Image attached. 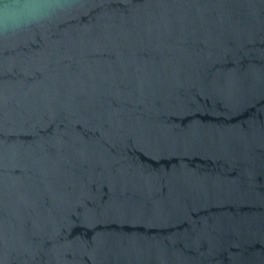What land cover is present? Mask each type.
<instances>
[{"label":"water","instance_id":"obj_1","mask_svg":"<svg viewBox=\"0 0 264 264\" xmlns=\"http://www.w3.org/2000/svg\"><path fill=\"white\" fill-rule=\"evenodd\" d=\"M0 264H264V0L0 36Z\"/></svg>","mask_w":264,"mask_h":264},{"label":"clouds","instance_id":"obj_2","mask_svg":"<svg viewBox=\"0 0 264 264\" xmlns=\"http://www.w3.org/2000/svg\"><path fill=\"white\" fill-rule=\"evenodd\" d=\"M74 3L75 0H0V36L43 23Z\"/></svg>","mask_w":264,"mask_h":264}]
</instances>
